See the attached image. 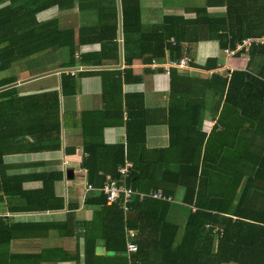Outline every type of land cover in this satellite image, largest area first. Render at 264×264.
Instances as JSON below:
<instances>
[{"label": "trees", "instance_id": "1", "mask_svg": "<svg viewBox=\"0 0 264 264\" xmlns=\"http://www.w3.org/2000/svg\"><path fill=\"white\" fill-rule=\"evenodd\" d=\"M40 1L44 0H0V73L9 70L12 62L54 46L66 51L68 59L63 67L76 65L74 31L59 30L57 18L35 21V14L49 6L71 9L77 5L81 14L90 11L96 15V24L79 27L77 40L80 45L99 43L101 48L81 54V64L101 66L117 61L116 0ZM140 1L120 0L123 60L129 67L123 71L81 72L101 76L105 102L102 111L82 113L87 154L82 166L94 187L102 185L105 175L143 192L158 190L166 183L163 181L172 179L183 190L181 201L193 210L185 225L179 227L167 221L170 203L166 201L139 200L134 196L126 223L121 200L107 206L100 194L87 198L86 203L99 206L97 218L101 215L105 221L104 239L109 230L116 234L110 248L113 252H124L125 226L136 231L134 242L138 248L130 264H264V46H252L246 69L226 76L212 73L193 77L170 69L166 108L149 110L143 105V95H122L123 84L142 80L134 76L130 67L135 63L178 62L188 55L194 61L189 62L192 67L206 71L217 68L216 58H206L203 63L195 60L199 42L216 41L220 50L234 49L246 38L263 35L264 0H205L204 6L195 9L193 19L163 16L149 25L141 19ZM208 7L226 10L210 14ZM14 82L11 76L1 77L0 88ZM61 86L63 95L74 94L71 75H61ZM56 95L53 91L19 96L14 87L0 91L1 171L6 155L59 148L61 126ZM48 96L55 98L52 107H46ZM134 98L139 99V105L132 104ZM123 105L127 114V156L123 144L107 145L101 137L104 127L121 123ZM51 109L53 115H49ZM153 113L167 125L169 144L151 151L145 148V128L155 122L150 121ZM206 115L214 122L208 134L202 131ZM126 158L132 160V165L124 177L117 170ZM23 179H0L2 195L26 202L22 211L63 206L60 199L52 197V184L47 179H43V188L35 192L23 191ZM70 221L69 225L21 230L27 225H11L0 216V246H7L16 236L17 227L27 236L34 229L69 232ZM6 257L0 253V264L9 263ZM8 257L10 262L22 264L39 261L31 255ZM70 259L64 254L60 260Z\"/></svg>", "mask_w": 264, "mask_h": 264}, {"label": "crops", "instance_id": "2", "mask_svg": "<svg viewBox=\"0 0 264 264\" xmlns=\"http://www.w3.org/2000/svg\"><path fill=\"white\" fill-rule=\"evenodd\" d=\"M77 3V0H75ZM240 0H237L239 2ZM40 1L39 3H44ZM205 0H141V19L145 25L159 22L163 16H181L185 19L195 18V9L204 6ZM117 9V3H116ZM225 7H208L207 12L210 14H223ZM75 11L77 14L79 25L74 26L70 21L69 14ZM89 13L90 19L84 18L78 10L77 5L71 9H60L57 6H49L43 8L35 14L37 23L45 22L52 18H57L59 30H73L75 39L74 61L75 66L63 67L62 63H66V51L57 46L45 48L34 54L26 56L22 59L11 63L10 69L0 73L1 77L11 76L17 83L14 88L18 90L19 96L29 94H41L57 92L58 110L57 114L60 121L59 148L54 150H45L33 153H16L3 157V170H0V179L9 177L21 178L24 177L21 187L23 191L35 192L43 188V179H47L49 184H52L53 196L55 199H60L63 206L60 209H46L36 211H22L26 202L18 198H10L2 195L0 191V216L6 218L7 222L12 224H26V229H31L30 226L45 225H69L71 222V230L63 231L56 228L33 230L29 231L27 236L24 232H19L17 227L15 230L16 236L9 240L7 246H0V253L6 254L8 264H22L21 262H10L11 254L31 255L39 258L38 262H29L24 264H130L131 256L135 252H128L127 243H133L136 239V231L124 228L125 249L123 253H115L110 248L116 234L111 230L108 231V238L103 237V216L97 218L100 213V208L95 203H86V199L102 194L100 187H94L88 182V175L83 168V160L87 157L84 151V138L81 128V117L83 112L102 111L105 102L102 98V78L99 74L83 75L81 72L101 71V70H118L123 71L126 67L123 60V65L120 69H102L103 67H111L119 65V36H118V14H117V43H118V59L110 61L101 66H90L81 64L79 56L81 54L98 52L101 48L99 43L78 44L77 30L83 25H94L97 23L96 15ZM92 15V16H90ZM72 23V24H71ZM264 35V34H263ZM258 35V36H263ZM256 37V36H255ZM264 46V45H256ZM123 47V33H122ZM250 50V49H249ZM248 53V52H247ZM235 55L228 58L219 49L216 41L199 42L196 47V61L203 63L206 58H216L217 68L213 70H202L197 67H192L189 64L188 69L178 70L181 74H188L193 77L199 75H211L218 73L219 75H229L234 70H245L247 60L243 55ZM190 61V57L186 55ZM67 58V59H66ZM43 60V61H42ZM194 62V61H191ZM190 62V63H191ZM156 67L149 66L150 64H138L130 66L134 70V76H140L142 80L137 83H126L122 85V95L141 94L143 95V105L146 109H162L168 104L169 94V74L164 73L162 65L169 63L168 61L158 62ZM100 67L101 69H97ZM79 69V70H76ZM172 69V68H171ZM61 70L59 73L56 72ZM68 70V71H67ZM69 74L74 78L75 92L73 95H63L61 86V75ZM39 80H49V84L45 86L34 87L33 84ZM124 97V96H123ZM45 101L46 107L55 103L54 96H48ZM132 103L139 105V99ZM54 108V107H53ZM53 109L49 115H53ZM153 113L150 117L155 120L148 124L145 128V148L147 150L164 149L168 147L169 137L167 125L159 122L161 118H157ZM127 114L125 105H123V114L121 123L106 126L102 130V142L107 145L123 144L125 147V156H127ZM214 122L207 115L203 121L202 131L208 134L211 131ZM132 149V148H131ZM130 149V151H131ZM127 159V158H126ZM124 159V164L132 165L131 159ZM119 168V169H120ZM119 169L117 172L119 173ZM72 171V177L67 178V171ZM163 170V169H162ZM128 170L127 174L129 173ZM127 177V174H121ZM109 176L111 179L112 177ZM104 177V181H105ZM19 180V179H18ZM114 180V179H113ZM103 181V182H104ZM116 181V180H115ZM117 182V181H116ZM163 185L159 186L158 190L148 192L134 189L131 185L121 184L134 189L140 194L149 195L153 192H160L164 199L153 198L150 196L139 200L152 199L158 201H166L170 203V208L167 214V221L173 225L183 227L185 225L188 214L193 210V207L184 204L182 199L183 190L177 182L172 179L165 180ZM92 186L91 190H87V186ZM120 185V184H119ZM16 189V188H13ZM162 190L170 191V195H165ZM50 195V193H47ZM46 194V195H47ZM103 195V194H102ZM104 196V195H103ZM133 202V199H132ZM131 202V203H132ZM106 203V201H105ZM130 203V206H131ZM122 205V203H121ZM108 206V205H107ZM111 206V205H110ZM122 209V208H121ZM131 210V209H130ZM123 212V210H122ZM130 212V211H129ZM129 212L124 213V221L129 217ZM96 216V219L94 218ZM96 220V221H94ZM99 222V223H98ZM105 222V221H104ZM93 223V224H92ZM98 223V225H97ZM92 224V225H91ZM115 227L112 224V229ZM132 233V236H130ZM26 234V236H23ZM106 235V234H105ZM3 236L2 238H4ZM0 242H2L0 240ZM63 252V253H61ZM64 254H67L72 259L60 260ZM74 258V260H73Z\"/></svg>", "mask_w": 264, "mask_h": 264}, {"label": "built area", "instance_id": "3", "mask_svg": "<svg viewBox=\"0 0 264 264\" xmlns=\"http://www.w3.org/2000/svg\"><path fill=\"white\" fill-rule=\"evenodd\" d=\"M255 45H264V35L263 36H256V37H249L242 40L240 43L235 45L234 49H224L223 53L226 57L232 58L238 53L246 54L252 46ZM190 60L187 57L179 60L178 62H169L167 64L162 65L164 73L166 75L169 74L171 68H176L180 70L188 69L189 68ZM159 63L156 61H152L149 66L156 67ZM129 170V164H125L124 167L119 169V173L127 174ZM92 186L88 185L87 190H91ZM100 191L105 197L106 205L110 206L114 204L116 201L121 200V208L124 213H128L131 209L130 203L134 196H138L140 199L150 196L153 198L164 199V196L160 192H153L149 195L140 194L136 192L134 189L128 186L119 185L115 180L111 179L109 176L105 177V181L100 188ZM132 236V233H130ZM128 252H135L137 247L133 243H127L126 245Z\"/></svg>", "mask_w": 264, "mask_h": 264}, {"label": "water", "instance_id": "4", "mask_svg": "<svg viewBox=\"0 0 264 264\" xmlns=\"http://www.w3.org/2000/svg\"><path fill=\"white\" fill-rule=\"evenodd\" d=\"M116 3H117V14H118V36H119V40H120V43H119V65L118 66H111V67H103L102 69H120L123 65V47H122V12H121V2L120 0H116ZM97 69H101L100 67H97ZM76 70H79V69H76ZM61 70H58L56 72H60ZM68 71V70H67ZM17 83H12L6 87H2L0 88V91L1 90H4V89H7V88H12L14 86H16ZM72 177V171L71 170H68L67 171V178L70 179Z\"/></svg>", "mask_w": 264, "mask_h": 264}, {"label": "rangeland", "instance_id": "5", "mask_svg": "<svg viewBox=\"0 0 264 264\" xmlns=\"http://www.w3.org/2000/svg\"><path fill=\"white\" fill-rule=\"evenodd\" d=\"M86 12H90V11H85L84 13V15L83 14H81V15H83V17L84 18H87L88 17V19H90L88 22H91V18L92 17H89V13H86ZM91 13V12H90ZM93 15H94V13H92ZM90 16H92V15H90ZM69 17H70V21H72V23L74 24V26L76 27H78V25H79V22H78V18H77V14H76V12L75 11H73V12H71L70 14H69ZM94 17H95V15H94ZM71 23V24H72ZM243 58L245 59V60H247L248 59V57L246 56V55H243ZM43 61V60H42ZM49 80H39V81H37V82H35L34 84H33V86L34 87H37V86H39V85H41V86H45L46 84L48 85L49 83ZM99 223V222H98ZM98 223H97V225H98Z\"/></svg>", "mask_w": 264, "mask_h": 264}]
</instances>
